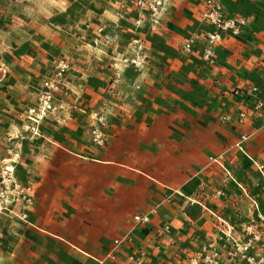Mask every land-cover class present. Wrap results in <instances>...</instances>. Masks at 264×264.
Listing matches in <instances>:
<instances>
[{
  "label": "crops",
  "instance_id": "crops-1",
  "mask_svg": "<svg viewBox=\"0 0 264 264\" xmlns=\"http://www.w3.org/2000/svg\"><path fill=\"white\" fill-rule=\"evenodd\" d=\"M244 14L248 26L225 40L231 51L212 66L197 61L200 70L167 73L161 58L152 59L160 66L140 93L157 96L127 104L104 145L70 120L55 126L57 135L7 136L15 128L8 112L36 102L32 84L54 42L15 52L0 87V179L10 152L19 151L16 173L32 183L33 200L25 218L0 214V264H95L128 235L117 255L137 264L156 238L210 239L211 213L238 227L259 218L264 184L252 161L264 164V0ZM140 213H151L150 222L135 226Z\"/></svg>",
  "mask_w": 264,
  "mask_h": 264
},
{
  "label": "rangeland",
  "instance_id": "rangeland-1",
  "mask_svg": "<svg viewBox=\"0 0 264 264\" xmlns=\"http://www.w3.org/2000/svg\"><path fill=\"white\" fill-rule=\"evenodd\" d=\"M136 1L0 0V87H6L8 82L13 62L9 59L14 58L24 44L40 40L54 42L43 77L32 84L36 102L22 110L8 112V125L15 126L8 130V137L45 136L52 129L57 135L62 129L55 126L70 120L80 126L81 133L95 145V129H99L106 140L114 121L125 118L127 104L151 103L157 96L149 91L140 93L143 83L160 66L152 59L161 58L164 61L161 66H165L167 73L179 68L197 71L202 65L195 62L203 61L206 66H212L218 56L228 55L231 49L225 40L241 33L225 32L221 39L211 43L209 34L216 27L205 15L208 0H166L157 25L151 22L148 8L141 9ZM212 1L225 13L244 17L247 27L250 14L245 16L244 10L258 7L261 0ZM188 43L190 46L186 47ZM167 84H173V80L168 79ZM248 87L237 88L244 92ZM47 92L51 98L45 102ZM170 96L168 92L166 97ZM13 152L0 179V190L6 184L10 190L5 197L9 199V209H0V214L6 212L20 217L11 189L15 182H31L28 177H18L16 170L22 156L17 150ZM252 164L264 184V164L255 160ZM250 197L254 209H258L257 197L251 193ZM196 199L194 201H198ZM150 219L134 221V224H146ZM209 227L212 237L208 240L168 237L159 243L160 239L156 238L149 245L151 250L138 258L141 264H264L263 211L257 220L248 219L240 227L211 213ZM130 240L128 235L123 243ZM93 262L132 264L133 259L116 254L96 258Z\"/></svg>",
  "mask_w": 264,
  "mask_h": 264
},
{
  "label": "built area",
  "instance_id": "built-area-1",
  "mask_svg": "<svg viewBox=\"0 0 264 264\" xmlns=\"http://www.w3.org/2000/svg\"><path fill=\"white\" fill-rule=\"evenodd\" d=\"M166 3V0H137L136 4L141 8L144 9L145 7L148 8L150 13L151 22L154 25L159 24L160 22V14L161 10ZM208 8L205 12L206 16L211 18L212 24L216 27V30L209 34V39L211 43L218 41L221 39L222 33H231V34H239L242 29L246 25V19L244 17H232L228 16L221 8L220 5L213 3L212 0H208ZM190 44L188 43L186 47H189ZM51 98L50 92L45 94V102H47ZM93 141L97 144L105 143V136L99 130L95 129L93 131ZM219 161V159H216ZM14 191V194L11 196L12 200L17 202L19 205V215L20 217L25 218L27 214L24 210L32 203L33 200V185L32 183H25L22 184L20 182H15L13 184V188L11 189ZM10 192L8 184L4 186L0 190V209H9L7 207L8 198L6 199V194ZM150 213H140L134 216V221L136 223L139 222H146L150 218ZM123 239H116L112 250L110 252V256H115L117 252L120 250V246L123 244ZM137 264H141L140 261Z\"/></svg>",
  "mask_w": 264,
  "mask_h": 264
}]
</instances>
